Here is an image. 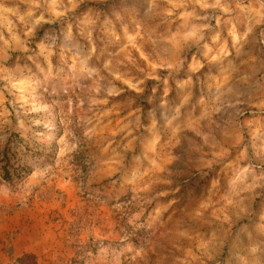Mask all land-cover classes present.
Returning a JSON list of instances; mask_svg holds the SVG:
<instances>
[{"label":"clouds","instance_id":"obj_1","mask_svg":"<svg viewBox=\"0 0 264 264\" xmlns=\"http://www.w3.org/2000/svg\"><path fill=\"white\" fill-rule=\"evenodd\" d=\"M0 264H264V0H0Z\"/></svg>","mask_w":264,"mask_h":264},{"label":"rangeland","instance_id":"obj_2","mask_svg":"<svg viewBox=\"0 0 264 264\" xmlns=\"http://www.w3.org/2000/svg\"><path fill=\"white\" fill-rule=\"evenodd\" d=\"M37 218L38 219H43V217L42 216H39V215L37 216ZM27 258H28L27 256L24 257V259H27Z\"/></svg>","mask_w":264,"mask_h":264}]
</instances>
